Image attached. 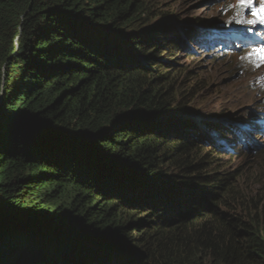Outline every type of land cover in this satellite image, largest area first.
<instances>
[{
    "label": "trees",
    "instance_id": "trees-1",
    "mask_svg": "<svg viewBox=\"0 0 264 264\" xmlns=\"http://www.w3.org/2000/svg\"><path fill=\"white\" fill-rule=\"evenodd\" d=\"M177 18L0 0V264H264V195L207 166L231 126L196 123L177 86L213 32Z\"/></svg>",
    "mask_w": 264,
    "mask_h": 264
},
{
    "label": "rangeland",
    "instance_id": "rangeland-1",
    "mask_svg": "<svg viewBox=\"0 0 264 264\" xmlns=\"http://www.w3.org/2000/svg\"><path fill=\"white\" fill-rule=\"evenodd\" d=\"M164 2L174 15L179 16L171 25L184 20L180 25L187 24L190 31H194L201 22L210 27V30L215 27L218 31L216 33H221L220 38L234 30L239 34L250 29L264 30V25L244 27L246 24L236 23L239 19L238 0H164ZM250 18L249 9L245 10L244 19ZM212 22L214 25L211 27L209 24ZM214 35L213 33L212 36ZM190 47L196 49L197 46ZM231 50L232 52H226L223 56L214 55L216 50L213 49L201 50L203 53H197L196 50L194 58L185 61L183 56L178 60L179 69L185 70L186 73L179 76L177 86H182L183 91L184 88L190 87L193 91H198L196 99L190 101L186 107L190 109V115L195 118L196 123L200 120L202 126L206 123L217 124L222 120L225 126H233L237 122L244 124L252 119L256 121L260 113L264 112V64L257 67L255 58H248L251 51L244 52L234 45ZM251 138L262 143L261 150L257 153H247L241 149L238 155H233V152L230 155V152L215 148L220 152H226L225 155H221L222 159L218 161H207L210 172L220 174L226 172L225 176L232 174L236 190L246 193L247 198L264 195V136L252 133ZM239 142L242 143L241 139ZM206 150L210 155L212 149L207 147Z\"/></svg>",
    "mask_w": 264,
    "mask_h": 264
},
{
    "label": "clouds",
    "instance_id": "clouds-1",
    "mask_svg": "<svg viewBox=\"0 0 264 264\" xmlns=\"http://www.w3.org/2000/svg\"><path fill=\"white\" fill-rule=\"evenodd\" d=\"M196 27L199 28L200 26H196ZM206 28L210 30V27H206ZM210 31L213 32L215 35L212 36V40L208 41V45L209 46L211 45L212 49L216 50L214 53L215 55L218 56L225 55V54H221V52H219L220 50H218L219 42H221L224 39V37L222 36V38H220L216 34L215 27ZM251 128H254L255 130L252 131ZM210 133L211 135L216 136L213 131H211ZM252 133H258L261 136H264V112L260 113L256 121L250 120L244 124L240 122L233 124V126H231V133L229 130L228 134L224 138V142H222V145L218 146V148L225 150L227 153L230 152V155L231 152L233 153L238 152L239 154V151L241 149L245 150L247 153H257L258 151L261 150L262 143L259 141H254L251 138ZM240 139L242 143L239 142ZM209 140L212 141L211 138ZM240 145L241 147H238Z\"/></svg>",
    "mask_w": 264,
    "mask_h": 264
},
{
    "label": "snow or ice",
    "instance_id": "snow-or-ice-1",
    "mask_svg": "<svg viewBox=\"0 0 264 264\" xmlns=\"http://www.w3.org/2000/svg\"><path fill=\"white\" fill-rule=\"evenodd\" d=\"M237 8V15L239 19L236 20V23H243L252 26L257 24L264 25V0H259L258 6L255 5L254 0H238ZM248 9L251 10V18L244 19V11ZM248 58H255L257 61V67L260 66V64H264V48L252 49Z\"/></svg>",
    "mask_w": 264,
    "mask_h": 264
},
{
    "label": "bare ground",
    "instance_id": "bare-ground-1",
    "mask_svg": "<svg viewBox=\"0 0 264 264\" xmlns=\"http://www.w3.org/2000/svg\"><path fill=\"white\" fill-rule=\"evenodd\" d=\"M202 24V23H201ZM184 28H186V29H188L189 28V26L187 25V24H185V25H182ZM227 38H229V37H227ZM232 49V48H231ZM231 49L229 50V51H231ZM251 118V117H250ZM231 119V118H230ZM249 119V118H248ZM253 120V119H252ZM223 121V120H222ZM221 121V122H222ZM224 123V122H223ZM230 126V125H229ZM231 159V158H230Z\"/></svg>",
    "mask_w": 264,
    "mask_h": 264
},
{
    "label": "water",
    "instance_id": "water-1",
    "mask_svg": "<svg viewBox=\"0 0 264 264\" xmlns=\"http://www.w3.org/2000/svg\"><path fill=\"white\" fill-rule=\"evenodd\" d=\"M123 122V121H122Z\"/></svg>",
    "mask_w": 264,
    "mask_h": 264
}]
</instances>
